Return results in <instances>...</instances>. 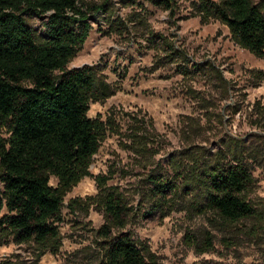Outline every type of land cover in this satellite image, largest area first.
<instances>
[{"label": "rangeland", "instance_id": "rangeland-1", "mask_svg": "<svg viewBox=\"0 0 264 264\" xmlns=\"http://www.w3.org/2000/svg\"><path fill=\"white\" fill-rule=\"evenodd\" d=\"M79 1L102 11L68 68L93 65L110 85L111 95L90 102L87 113L102 120L105 137L90 175L64 197L56 246L8 237L0 243V264H96L104 242L98 230L106 221L100 203L87 197L110 190L130 208L124 227L111 233L127 232L158 264H264V115L252 107L254 101L264 106V58L235 45L218 20L201 22L196 0H172L171 9L156 0ZM28 23L41 29L36 18ZM150 31L185 50L181 72L177 62H156L162 52ZM235 142L252 172L245 195L255 214L229 223L198 208L200 190H182L170 159L183 172L193 157L212 160ZM151 173L179 185L160 207L149 191ZM96 176L106 177L103 188Z\"/></svg>", "mask_w": 264, "mask_h": 264}, {"label": "trees", "instance_id": "trees-1", "mask_svg": "<svg viewBox=\"0 0 264 264\" xmlns=\"http://www.w3.org/2000/svg\"><path fill=\"white\" fill-rule=\"evenodd\" d=\"M156 1L171 9L172 0ZM101 7L79 0H0V131L5 132L0 135V243L11 237L18 243L31 240L54 248L64 197L90 175L105 126L101 119L88 117L89 103L111 95L110 85L97 75L95 66L68 68V63L87 39ZM194 9L201 22L218 20L235 45L264 58V0L258 4L196 0ZM34 18L40 20L41 29L28 23ZM149 35L162 52L156 62H177L180 71L188 62L185 50L165 36L152 31ZM252 107L264 115L258 101ZM133 137L137 139L136 134ZM239 145L227 144L212 160L199 162L193 157L183 172L177 159H170L182 190H200L203 204L198 208L229 223L255 214L245 195L254 180L237 151ZM147 179L159 207L170 200L169 194L178 192L179 185L166 176L151 173ZM105 180L95 177L99 189ZM87 199L100 203L106 221L98 230L104 242L96 264H158L148 248L127 232L111 233V227L123 228L130 215L118 192H100ZM71 202L77 200L68 205Z\"/></svg>", "mask_w": 264, "mask_h": 264}]
</instances>
